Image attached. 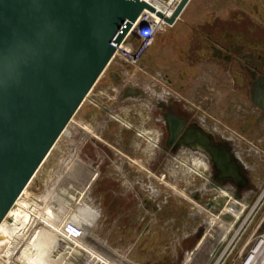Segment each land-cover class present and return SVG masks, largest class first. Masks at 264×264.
Wrapping results in <instances>:
<instances>
[{
	"label": "rangeland",
	"instance_id": "1",
	"mask_svg": "<svg viewBox=\"0 0 264 264\" xmlns=\"http://www.w3.org/2000/svg\"><path fill=\"white\" fill-rule=\"evenodd\" d=\"M187 15L156 34L138 66L109 60L23 187L53 232L38 251L1 244L0 264H244L264 234V109L240 56L264 57V0H196ZM163 103L227 143L245 184L216 180L209 161L191 175L175 164L189 150H163ZM137 129L157 132L159 145Z\"/></svg>",
	"mask_w": 264,
	"mask_h": 264
},
{
	"label": "water",
	"instance_id": "2",
	"mask_svg": "<svg viewBox=\"0 0 264 264\" xmlns=\"http://www.w3.org/2000/svg\"><path fill=\"white\" fill-rule=\"evenodd\" d=\"M187 1L164 16L145 0H0V222L140 13L172 24ZM251 100L264 108L262 77ZM183 123L169 115L168 145ZM179 141L202 148L216 180L245 184L227 146L202 128Z\"/></svg>",
	"mask_w": 264,
	"mask_h": 264
},
{
	"label": "bare ground",
	"instance_id": "3",
	"mask_svg": "<svg viewBox=\"0 0 264 264\" xmlns=\"http://www.w3.org/2000/svg\"><path fill=\"white\" fill-rule=\"evenodd\" d=\"M145 1L153 5L152 1L154 2L156 0H145ZM154 7L156 10H159L157 5H155ZM162 9L168 11L167 9L164 8V4L162 5ZM169 11H170L169 14L164 13L163 11L162 12L166 15H170L173 10H171L170 8ZM137 131L139 135L141 134L142 136H145L147 138L149 144L152 147H156L159 145L158 144L159 142L157 141L159 139V134L157 132H153L151 136L150 132L146 130L137 129ZM188 150H189V155L187 156L186 159H183L181 155H177V154L173 156V161L175 162V164L184 168L189 175L194 174L196 172L199 173L198 171L199 166H202L204 168L208 167V159L202 148H200L198 145H191L190 149ZM169 169L171 168H168V170ZM16 199L14 200L9 210L7 211V213L0 222V245L4 243L12 244L16 248L20 249V251L22 252L28 250L30 246H32L33 249H36L37 251L41 250V246L47 243L49 239V233H52L54 230L52 221H50L49 219L50 213L48 214V211H45L46 213H44L41 212L40 209H38L37 202L39 201V197L31 194V192L27 191V188H25L20 194V196ZM45 251H47V248L44 250V252ZM247 264H264V234L260 237L258 245L255 248L254 252L252 253V256Z\"/></svg>",
	"mask_w": 264,
	"mask_h": 264
},
{
	"label": "built area",
	"instance_id": "4",
	"mask_svg": "<svg viewBox=\"0 0 264 264\" xmlns=\"http://www.w3.org/2000/svg\"><path fill=\"white\" fill-rule=\"evenodd\" d=\"M164 2V8L169 10L170 8H175L179 0H162ZM155 8V7H154ZM164 16H169L160 11ZM172 13V12H171ZM168 24L161 18L157 17L155 13L148 10H143L137 19L131 24L130 28L121 39V41L116 45L114 53L111 58L118 56L122 61L129 63L130 65L138 66L139 62L144 55L145 51L153 43L154 38L157 33L164 30ZM259 210L264 204V188L261 191L259 197ZM264 219V212L262 214V219ZM256 237V242L253 248L249 251V254L244 260V264H247L252 256L255 248L258 245L260 237Z\"/></svg>",
	"mask_w": 264,
	"mask_h": 264
},
{
	"label": "flooded vegetation",
	"instance_id": "5",
	"mask_svg": "<svg viewBox=\"0 0 264 264\" xmlns=\"http://www.w3.org/2000/svg\"><path fill=\"white\" fill-rule=\"evenodd\" d=\"M232 46V45H230ZM229 46V47H230ZM245 45L239 44L237 45L236 51L238 50H243L246 49ZM214 52V56L217 55L215 51ZM260 55H256L254 52H248L245 51L241 54V61L242 63L240 64L241 70L244 72V74L246 75V77L248 78L247 80V84L246 87H250V99H251V93L252 90L255 88V85L258 81V79L260 77H262L264 79V57ZM228 59V58H227ZM130 93H135V90L133 92L129 91ZM262 108V107H261ZM264 109V108H262ZM170 114H175L177 117L182 118L184 120V123L181 127H179L177 130V136L176 138L168 145V140H169V115ZM160 118L162 120L161 126H162V139H163V150L165 151H175V150H183V149H190L191 145H184L182 144L183 142L179 141L180 136L187 131L190 128H194V127H200L194 120L190 119V117H188V115L180 112V110H178L176 108V106L173 103H163L160 105ZM177 128V127H176ZM201 128V127H200ZM209 134V133H207ZM211 137V140L213 143L215 144H219V145H225L227 146L228 150H229V146L227 145V143L225 142H220L218 140H216L214 137L211 136V134H209ZM187 149V150H188ZM230 151V150H229ZM212 167H213V172H214V176H216L219 171L218 169H216L212 163Z\"/></svg>",
	"mask_w": 264,
	"mask_h": 264
},
{
	"label": "crops",
	"instance_id": "6",
	"mask_svg": "<svg viewBox=\"0 0 264 264\" xmlns=\"http://www.w3.org/2000/svg\"><path fill=\"white\" fill-rule=\"evenodd\" d=\"M229 1L230 3H236V4H240V3H247V2H252V1H261V0H226ZM195 2L196 0H188L187 3L185 4V6L183 7L181 13L179 14V16L183 15L185 18L188 16L187 12L195 6ZM231 11V10H230ZM179 16L177 17V19L179 18ZM171 25V24H170ZM212 49L213 51L216 52V46L215 43H213L212 45ZM214 53V52H213Z\"/></svg>",
	"mask_w": 264,
	"mask_h": 264
},
{
	"label": "clouds",
	"instance_id": "7",
	"mask_svg": "<svg viewBox=\"0 0 264 264\" xmlns=\"http://www.w3.org/2000/svg\"><path fill=\"white\" fill-rule=\"evenodd\" d=\"M160 98H161V99L163 98V95H162V94L160 95Z\"/></svg>",
	"mask_w": 264,
	"mask_h": 264
}]
</instances>
